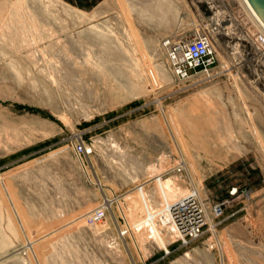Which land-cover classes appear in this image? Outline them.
<instances>
[{
    "label": "rangeland",
    "instance_id": "374dc122",
    "mask_svg": "<svg viewBox=\"0 0 264 264\" xmlns=\"http://www.w3.org/2000/svg\"><path fill=\"white\" fill-rule=\"evenodd\" d=\"M261 26L244 0H0V264H264ZM201 32L183 79L165 42ZM168 178L207 223L158 215L165 247L137 221Z\"/></svg>",
    "mask_w": 264,
    "mask_h": 264
},
{
    "label": "built area",
    "instance_id": "2783aa9c",
    "mask_svg": "<svg viewBox=\"0 0 264 264\" xmlns=\"http://www.w3.org/2000/svg\"><path fill=\"white\" fill-rule=\"evenodd\" d=\"M210 24L219 30L218 27L221 25L219 17L213 16ZM165 43L170 48L169 59L177 74L183 79L193 76L198 70L207 68L215 62V44L212 38L204 32L196 34L190 40L173 41L168 39ZM85 148L83 144H78L80 152H83ZM96 214L103 217L105 212L102 209L98 210ZM214 214L221 216L223 209L220 206L214 207ZM206 223V213L197 196L183 197L169 207V219H167L166 225L172 227L180 235L177 237V241L188 243L197 240L204 233Z\"/></svg>",
    "mask_w": 264,
    "mask_h": 264
},
{
    "label": "bare ground",
    "instance_id": "6f19581e",
    "mask_svg": "<svg viewBox=\"0 0 264 264\" xmlns=\"http://www.w3.org/2000/svg\"><path fill=\"white\" fill-rule=\"evenodd\" d=\"M244 2L247 4L249 10L251 11V13L255 17V19L262 25V27L264 29V21L259 16V14L255 10L253 5L250 3L249 0H244ZM221 26H222V24H221ZM159 188H160V191H161L162 196H163L164 201H165L164 208L159 210V211H155L149 206L148 199H147V193L145 192L143 186H141V188L139 189L143 205L145 206V211H144L145 214H144V216H142L137 221V223L138 224L141 223V224L152 225V231L151 232L156 236L157 240L159 241V243L162 246L167 247V244H166V241H165L163 234L161 233V231L158 228H156L155 219L158 215L162 214L163 221L166 222L168 217H169V207L173 203H175L176 201H179L181 198L189 196V195H193V194L188 195V194H182V192L181 193L178 192L179 190L177 188L175 189V186H174L172 179H169V178L166 179L165 181L160 179L159 180ZM178 237H180V235Z\"/></svg>",
    "mask_w": 264,
    "mask_h": 264
},
{
    "label": "water",
    "instance_id": "95a60500",
    "mask_svg": "<svg viewBox=\"0 0 264 264\" xmlns=\"http://www.w3.org/2000/svg\"><path fill=\"white\" fill-rule=\"evenodd\" d=\"M253 5L259 16L264 21V0H249Z\"/></svg>",
    "mask_w": 264,
    "mask_h": 264
}]
</instances>
